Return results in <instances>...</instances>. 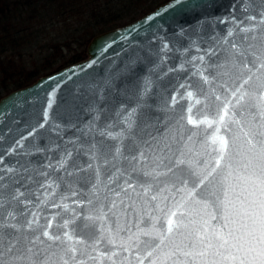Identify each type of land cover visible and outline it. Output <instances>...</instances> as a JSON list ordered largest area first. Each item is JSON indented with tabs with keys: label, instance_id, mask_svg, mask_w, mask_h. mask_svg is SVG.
Instances as JSON below:
<instances>
[{
	"label": "water",
	"instance_id": "95a60500",
	"mask_svg": "<svg viewBox=\"0 0 264 264\" xmlns=\"http://www.w3.org/2000/svg\"><path fill=\"white\" fill-rule=\"evenodd\" d=\"M200 4L188 11L165 0L93 35L84 58L0 97V176L6 194L19 189L26 201L6 203L3 215L11 211L26 225L35 213L37 223L21 232L46 264H73L71 249L82 264H150L159 241L138 243L139 230L154 217L157 227L166 224L177 205L185 222L196 218L212 178L189 193L215 166L219 139L228 142L226 154L243 152L244 133L264 124V7ZM249 77L242 89L249 95L237 105L231 93Z\"/></svg>",
	"mask_w": 264,
	"mask_h": 264
},
{
	"label": "snow or ice",
	"instance_id": "6c2138e0",
	"mask_svg": "<svg viewBox=\"0 0 264 264\" xmlns=\"http://www.w3.org/2000/svg\"><path fill=\"white\" fill-rule=\"evenodd\" d=\"M174 3L188 11H196L201 6L200 0H174ZM259 4L264 7V0H259ZM248 19L255 21L256 17L250 16ZM261 22L264 23V13H261ZM241 30L252 31L248 28ZM252 39L255 40V36ZM164 47L167 48V44ZM260 67H264V63ZM250 79L251 77L244 80L231 93L237 98V105L249 95L247 90L242 89ZM219 99L220 97H217V100ZM260 99L262 103L258 114L264 119V96ZM228 107L229 105H225V115ZM134 112L135 109L129 113V117ZM44 119H48L47 113ZM224 119V116H220L222 124ZM131 127L132 123L129 122L128 128ZM244 135L248 137L247 147L243 152L236 154H226L228 142L223 138L219 139L220 147L217 150L219 158L215 160V166L194 184L192 192L189 193V196L197 195V190L212 178L209 193L196 201L201 205V211L196 214V218L185 222L184 213L179 212L180 205H177V210L165 213L166 224L157 227L161 217H154L153 223L147 229L139 230L136 236L138 243L141 236L159 241L153 249L159 250V256L150 261V264H264V124L260 125V130ZM221 161L225 163L222 165ZM8 171L11 173L13 169ZM3 181L4 177L0 176V264H46L41 259V250L36 249L34 245L28 247L27 245L32 242L21 232L22 227L32 228L33 224L37 223L35 213L32 214L34 218L28 219L26 225H21L17 221V215L11 211L7 217L3 215L6 203H12L13 206L17 202L26 203L20 199L24 193L19 189L15 190V194L12 192L6 194L8 186ZM12 183L19 181L13 179ZM187 184L185 181V186ZM152 199L156 200L157 197L153 196ZM48 227H52L51 223ZM177 235L180 237L179 240L175 239ZM43 236L49 240L61 239L58 235H50L47 230L43 232ZM71 252L72 256L69 259L73 264H82L76 261V250L71 249ZM152 255L153 252L148 253V256ZM63 264H69V261L63 260Z\"/></svg>",
	"mask_w": 264,
	"mask_h": 264
},
{
	"label": "trees",
	"instance_id": "16d2710c",
	"mask_svg": "<svg viewBox=\"0 0 264 264\" xmlns=\"http://www.w3.org/2000/svg\"><path fill=\"white\" fill-rule=\"evenodd\" d=\"M163 1L0 0V95L81 59L94 34Z\"/></svg>",
	"mask_w": 264,
	"mask_h": 264
},
{
	"label": "rangeland",
	"instance_id": "374dc122",
	"mask_svg": "<svg viewBox=\"0 0 264 264\" xmlns=\"http://www.w3.org/2000/svg\"><path fill=\"white\" fill-rule=\"evenodd\" d=\"M148 11H149V10H148ZM130 21H131V20H130ZM128 22H129V21H128ZM106 30H107V29H106ZM103 31H104V30H103ZM100 32H101V31H100ZM98 33H99V32H98ZM96 34H97V33H96ZM94 35H95V34H94ZM90 39H91V38H89V40H90ZM89 40L87 41V43L89 42ZM87 43H86V46H87ZM86 46H85V48H86ZM73 50H74V47H72V48L70 49V51L67 52V54H71ZM85 56H86V51H85ZM85 56H84V57H85ZM84 57H82V58H84ZM82 58H81V59H82ZM79 60H80V59H79ZM76 61H77V60H76ZM68 64H69V63H68ZM66 65H67V64H66ZM64 66H65V65H64ZM61 67H62V66H61ZM59 68H60V67H59ZM59 68H58V69H59ZM56 70H57V69H56ZM53 71H55V70H53ZM51 72H52V71H51ZM49 73H50V72H49ZM46 74H47V73H46ZM42 75H44V74H42ZM39 76H40V75H39ZM37 77H38V76H37ZM37 77H35L33 80H35ZM20 79H21V78H20ZM33 80H31L30 82H32ZM11 81H12V78H11V79L9 78L5 83H10ZM30 82H29V83H30ZM26 84H28V83H26ZM26 84H24V85H26ZM24 85H22V86H24ZM18 87H20V86H18ZM16 88H17V87H16ZM13 89H15V88H13ZM11 90H12V89H10V90H8L7 92L1 94L0 97L3 96V95H5L6 93H8V92L11 91Z\"/></svg>",
	"mask_w": 264,
	"mask_h": 264
}]
</instances>
